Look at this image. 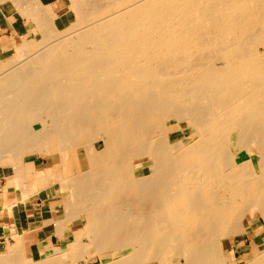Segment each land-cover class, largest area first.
Returning a JSON list of instances; mask_svg holds the SVG:
<instances>
[{
    "label": "bare ground",
    "instance_id": "6f19581e",
    "mask_svg": "<svg viewBox=\"0 0 264 264\" xmlns=\"http://www.w3.org/2000/svg\"><path fill=\"white\" fill-rule=\"evenodd\" d=\"M65 1L0 0V179L79 237L0 264H264V0Z\"/></svg>",
    "mask_w": 264,
    "mask_h": 264
},
{
    "label": "rangeland",
    "instance_id": "374dc122",
    "mask_svg": "<svg viewBox=\"0 0 264 264\" xmlns=\"http://www.w3.org/2000/svg\"><path fill=\"white\" fill-rule=\"evenodd\" d=\"M101 2H102V0H101ZM65 3H68V0H66ZM102 3L104 4L105 2L103 1ZM49 6L52 7L53 10H55V9L57 10L61 7V6L57 5V3H54V2H52ZM72 20H74L73 14L71 15V21ZM25 22H26L25 19L23 21L20 19L16 21L15 18H13V19L11 18V20L8 21L3 16L0 18V33H1L0 34V49L3 46L5 48V47H9L11 45L10 40L15 39L17 36L16 35L17 33L15 32L16 29H17V32H19L20 34L31 29L32 25H30L28 23L25 24ZM79 154H80V159H81L80 161H81L82 167L85 169L86 164H87L86 160H85L81 151H79ZM31 159L34 161H38V163H37V170L38 171L45 170L46 167L50 166V164H49L50 158L49 157H44V156L39 157L37 155H33V156H31ZM5 167H6L5 169H7L9 172H12L11 165L5 166ZM0 180H5V181H7L8 184L15 186L17 188V194L20 195L21 193H23V191L15 185L13 174L9 173L7 176L1 178ZM51 193H53V195ZM27 199H29L31 201V204L32 203L36 204V207L38 206V209H39L37 211V220H38L39 224L37 227L34 228V235L38 234L40 236L41 242H43L45 240L46 244L58 246V248L64 250L67 247L68 243L74 241L76 238L79 237V228H80L79 223H73V222L66 223L65 226L63 227V237H60V235L56 233L57 230L55 229L54 225H52V224H49L46 227H44V225H43L41 227L42 221H44L43 219L50 217V214L52 213L51 207H55L58 205L60 206L62 204L61 198H58L57 194L55 192H53L52 190H50V188H47L46 191H44L40 194L35 191ZM262 239L263 238H260V237L255 239L252 229L251 228L248 229V236L245 239V246H243V248L236 247V249H235L236 258H238V259L249 258L250 252H251L250 247H252L254 245L253 244L254 240H256V242L258 244H260L263 241ZM25 252H26L27 257H29V258L34 257L35 250L25 249ZM88 263L89 264H98L97 262H94V263L88 262Z\"/></svg>",
    "mask_w": 264,
    "mask_h": 264
},
{
    "label": "crops",
    "instance_id": "0c3cea01",
    "mask_svg": "<svg viewBox=\"0 0 264 264\" xmlns=\"http://www.w3.org/2000/svg\"><path fill=\"white\" fill-rule=\"evenodd\" d=\"M5 172L6 175L9 174L8 170ZM38 210V206L31 204L29 199L23 200L22 193L17 194L15 186L8 184L5 180H0V250L15 243L16 240L12 231H18L24 227L28 229L24 232V248L31 250L39 248L40 236L34 235V228L39 224L37 220ZM43 225L44 222L42 221L41 226Z\"/></svg>",
    "mask_w": 264,
    "mask_h": 264
}]
</instances>
